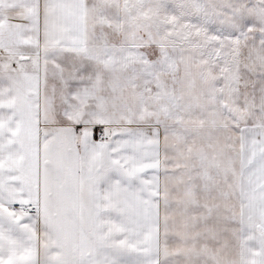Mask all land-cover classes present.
<instances>
[{"label": "snow or ice", "instance_id": "obj_1", "mask_svg": "<svg viewBox=\"0 0 264 264\" xmlns=\"http://www.w3.org/2000/svg\"><path fill=\"white\" fill-rule=\"evenodd\" d=\"M0 264H264V0H0Z\"/></svg>", "mask_w": 264, "mask_h": 264}]
</instances>
